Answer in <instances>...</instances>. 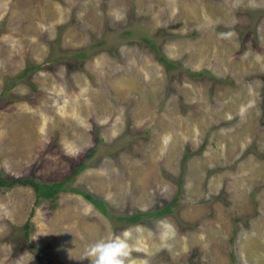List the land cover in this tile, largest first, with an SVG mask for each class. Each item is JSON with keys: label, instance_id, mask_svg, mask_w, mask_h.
I'll use <instances>...</instances> for the list:
<instances>
[{"label": "rangeland", "instance_id": "1", "mask_svg": "<svg viewBox=\"0 0 264 264\" xmlns=\"http://www.w3.org/2000/svg\"><path fill=\"white\" fill-rule=\"evenodd\" d=\"M80 163L105 213L0 187V264H264V0H0V176Z\"/></svg>", "mask_w": 264, "mask_h": 264}, {"label": "trees", "instance_id": "2", "mask_svg": "<svg viewBox=\"0 0 264 264\" xmlns=\"http://www.w3.org/2000/svg\"><path fill=\"white\" fill-rule=\"evenodd\" d=\"M81 163L78 164V166L73 167L69 174L66 175L63 179L57 180V181H51V182H38L35 181L32 177H26V178H11V179H5L0 176V187L7 188L14 184H20V185H28L32 188L34 192V203H37L39 199H46L51 201L52 198L59 192V191H70L75 192L79 195H81L86 201L91 203L98 211L105 213L104 204L103 201L99 198L91 195L90 193H87L81 189L70 187L68 188L65 186V182L69 180L81 167ZM54 205H51L53 207ZM167 211V206H164L160 210H157L155 212H141L137 214L130 215L126 217L127 220L130 221H136L141 216L149 217L154 215H161L162 213ZM61 264L60 262H58Z\"/></svg>", "mask_w": 264, "mask_h": 264}, {"label": "clouds", "instance_id": "3", "mask_svg": "<svg viewBox=\"0 0 264 264\" xmlns=\"http://www.w3.org/2000/svg\"><path fill=\"white\" fill-rule=\"evenodd\" d=\"M235 33L220 32L218 37L229 39ZM130 233L125 235H114L111 240L100 239L92 243L83 259L90 261V264H137L136 258L132 255L133 247L129 242Z\"/></svg>", "mask_w": 264, "mask_h": 264}]
</instances>
